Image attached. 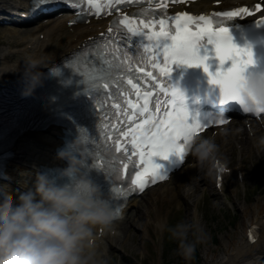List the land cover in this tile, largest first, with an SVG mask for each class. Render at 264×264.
Masks as SVG:
<instances>
[{"label": "snow or ice", "instance_id": "1", "mask_svg": "<svg viewBox=\"0 0 264 264\" xmlns=\"http://www.w3.org/2000/svg\"><path fill=\"white\" fill-rule=\"evenodd\" d=\"M125 0H35V4L47 5L49 8H59L67 5L73 9L84 11V4L89 8L88 11L95 9L96 12H102L105 9H111L114 5H120ZM179 2V0H177ZM161 9L159 19L152 17L138 18L137 16H129L124 12L120 13L122 17L118 24L125 27L129 32L136 35L147 36L149 44H145L144 48L148 55L142 56L136 62L133 68L132 59H127L126 72H120L118 75L124 76L127 84L131 85L135 92L136 99L131 98V94L125 91L126 104L130 114L125 118L132 121L127 131L122 135L131 137L130 143L132 149L124 147L119 141L116 142L118 148H122L126 153L138 156L140 161V170L134 171L132 179V187L143 191L149 180L155 182L163 180L166 174L161 172L162 165L158 164L155 157L160 156L165 159L171 153H175L181 160L184 158L183 142L190 140L200 129L208 126L209 123H225L226 118L222 115L219 117H209L206 122L193 117L189 120V111L184 103V92L173 84H168V77L173 71V64L184 65H202L204 71L208 73L211 83L218 84L223 93L225 100H237L235 92V82L240 78L245 68L254 63L253 52L251 46H240L233 41L229 27L225 26L226 19L231 20L235 17H244L251 15L256 9H260L261 4L255 5V8L240 7L230 11L215 12L212 15L201 14L195 16L187 11L175 13L173 17H166L164 12L168 7L167 0H161L156 4ZM218 18V19H216ZM174 25V28L170 26ZM257 25H264V17L256 22ZM158 26V27H157ZM145 29L149 30L145 32ZM115 29L110 28L109 32ZM206 41V43H205ZM207 45L213 46L215 57L219 61V66L215 72L209 70L207 63L209 56L202 55L201 49H205L207 53ZM154 49V51H153ZM230 62V63H229ZM151 64L154 69L167 78V81H161L153 71H147L143 66ZM228 66H225V65ZM137 70L144 75L141 79L147 82L148 77L157 81L161 85L162 92H170V99L167 103L171 105V110L164 108L165 119L157 124L155 130L146 128L145 125L151 124L156 120V114L150 108L152 104L156 111L162 107L159 97H153L151 91H142L138 83H136L132 72ZM102 78L108 81L112 75L111 70L102 73ZM104 88H108L109 84L105 82ZM153 84L152 88L155 89ZM117 107H120L117 105ZM138 113H150L147 119L136 122ZM264 112L257 111L256 114ZM124 113H122L123 115ZM182 141V142H181ZM135 164V161H132ZM125 169L128 164L123 165ZM131 175V173H129ZM115 209V215L119 209Z\"/></svg>", "mask_w": 264, "mask_h": 264}, {"label": "clouds", "instance_id": "2", "mask_svg": "<svg viewBox=\"0 0 264 264\" xmlns=\"http://www.w3.org/2000/svg\"><path fill=\"white\" fill-rule=\"evenodd\" d=\"M41 66L25 64L21 100L29 99L39 87L36 69ZM234 87L244 112H264V69L255 61ZM188 147L206 160L215 144L211 138L197 142L193 136ZM87 155L79 136L57 150L56 159L67 161L65 166L36 171L31 186L24 183V190H12L15 198L8 195L7 184H0V264H98L89 242L98 226L113 224L115 209L110 196L90 174L93 165L87 164ZM186 227L177 225L174 232L182 235ZM194 251L193 243L182 241L186 258Z\"/></svg>", "mask_w": 264, "mask_h": 264}, {"label": "bare ground", "instance_id": "3", "mask_svg": "<svg viewBox=\"0 0 264 264\" xmlns=\"http://www.w3.org/2000/svg\"><path fill=\"white\" fill-rule=\"evenodd\" d=\"M27 1L28 0H0V10L7 11L9 8H12V10H14V8H24L25 4H27ZM198 6L208 7L210 6V0H205L202 3H199ZM41 29V27L38 28V30ZM34 30L35 29L27 30L25 33L19 31L17 33V36L20 37V40L27 39V36L29 35V41L27 42V44L31 43L32 48L30 51L31 57L28 61L10 65L5 63L6 54H0V81L13 77V75L22 72L26 63L42 64V66L37 68L36 70L50 65L54 61V59H58L60 55L66 53L68 50L75 46V37L82 38L83 36H85L84 31L77 32L74 35L70 34L67 31L66 27L61 24L60 21L54 22L51 26L46 27L43 30L42 33L45 34V37L48 38V41L41 40L40 38L36 39L34 37L35 32L32 33ZM19 33H21V35ZM38 50H41L39 55L37 54ZM35 56H37L38 59L34 60L33 58ZM242 127H244V124L238 122V127L235 128V134L230 138V141H236V143L244 142L239 141L238 139L236 140V136L247 137V141L251 139L250 136L246 135V131L242 130ZM257 128L258 127H256L255 124L252 125L253 131L256 132ZM54 137V131L39 133L34 132L26 133L17 140L14 147L15 155L9 165V171L12 180L16 184L17 189L24 190L22 187L24 183H27L29 186H31V183L34 179V174L36 171H38V165L40 163L51 160V147L54 143ZM213 151L215 153L214 148ZM248 151L253 155L255 154L252 149H248ZM201 160L204 161L203 159ZM197 161L199 162L198 159ZM206 171H208L206 168L196 167L193 168L192 173L197 174L199 178L203 179L204 182H208L203 175ZM200 173L202 174V176L200 175ZM27 174L32 175L30 176ZM181 174L182 172L180 171V173L177 174L169 184H167L163 192L170 191L172 197L177 196L180 191L178 185L186 183L187 181L192 179L189 177V179L187 180L185 178H180L177 180V178L180 177ZM175 181L178 185L174 184ZM170 184L173 185L171 187H168ZM197 191V185L190 186L187 197H192V195ZM155 198L158 199L157 196ZM147 217L148 219L146 220L154 217L156 222H160V227L163 226L162 218H160V212H156L153 217L148 215ZM139 219H142V217H139ZM139 219L136 220L133 218L129 221V223L136 227H143V225L138 224ZM254 225L259 227V235L257 240L251 244L247 239V234L249 229ZM123 226L121 224L116 225V227L119 229L118 231L120 232L124 231ZM148 226V222H146L144 224V232L148 231ZM105 235L106 236L104 237H106V239H104V237H96L93 248L89 247V251L94 253V259L97 262L102 257L101 252H104L106 250L107 245L111 247L112 243L115 242V240L118 238L112 237L110 233H106ZM127 241H129L128 236L124 238L123 242ZM213 251L214 250L212 247L206 249L205 264H251L252 261H258L257 264H264V201L258 202L255 205H251L250 207L245 208L242 229L237 233L228 235V240H226V243L223 244V251L221 254H215Z\"/></svg>", "mask_w": 264, "mask_h": 264}, {"label": "rangeland", "instance_id": "4", "mask_svg": "<svg viewBox=\"0 0 264 264\" xmlns=\"http://www.w3.org/2000/svg\"><path fill=\"white\" fill-rule=\"evenodd\" d=\"M19 34L21 35V33ZM21 41L28 42L29 35L27 36V39ZM7 52L8 51H3L2 53ZM7 57L8 56L6 55L5 61ZM234 161L236 162L237 159H234ZM244 163L248 168L247 174L250 177L248 180V189L245 190L242 187L238 188V196L233 195L231 190L229 191L231 194V200H234L236 205V209L231 204H229V208L227 205L220 208L216 207V202L210 204L209 206L205 205L203 212L204 218L201 223L204 232L195 233L192 230L191 222L188 220L189 216H191L188 207L179 205L177 201H164V198L158 192V194L161 195L159 206L164 210V217L166 218L169 212L168 220L170 223L171 221L172 223L174 221L176 226L181 224L187 226L184 234L177 235L175 233L176 242L170 246L171 250L168 251V246L166 247V239L164 240V235L159 233L158 235L155 234L151 225V230L149 229L148 231V237L142 233V228L135 229L132 228L135 226L130 224L132 229L126 230V235L131 233L132 238H130L127 242H123L124 237L123 240L120 241V245H126L124 246L125 249H123L125 253L119 250L116 251L117 249L113 248L108 258H103L101 262L100 258L98 264H205L206 249L212 247L215 254H221L223 251V244H225L226 240H228V235L237 233L242 229L244 222V207L248 208L251 205L264 201V192L261 188L264 184V163H260L258 165L256 164L257 166H251L252 161H248L247 159ZM200 175L202 176L201 173ZM184 184L186 183L178 185V187L181 189V186ZM257 191H259L258 196L254 198L253 195L256 194ZM245 194L247 196L246 199ZM154 201L157 202L158 199L155 198ZM154 201H152V197L150 195L147 199L145 198L141 202L139 207L141 209L154 208ZM232 207L233 209H231ZM155 210L154 215L156 212H160L162 214L160 209L155 208ZM141 213L145 215V218L147 215L153 217L151 210H145ZM138 224L143 225L144 227L145 219L140 223L138 221ZM182 241L191 242L198 249L196 254L193 253L191 258H186L182 254Z\"/></svg>", "mask_w": 264, "mask_h": 264}]
</instances>
